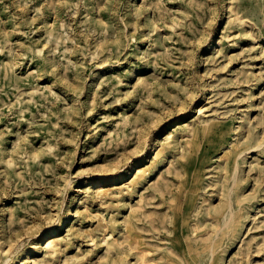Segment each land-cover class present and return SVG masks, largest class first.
Instances as JSON below:
<instances>
[{"label":"rangeland","instance_id":"1","mask_svg":"<svg viewBox=\"0 0 264 264\" xmlns=\"http://www.w3.org/2000/svg\"><path fill=\"white\" fill-rule=\"evenodd\" d=\"M168 133L172 149L157 154ZM189 147L186 183L200 194L176 217L181 239L192 216L208 218L214 264H264V0H0L6 264L133 263L125 219L140 203L170 216L159 188L178 183ZM102 177L116 178L108 195L88 188ZM229 196L235 218L219 227L211 214ZM141 232L135 244L167 247L156 228Z\"/></svg>","mask_w":264,"mask_h":264},{"label":"bare ground","instance_id":"2","mask_svg":"<svg viewBox=\"0 0 264 264\" xmlns=\"http://www.w3.org/2000/svg\"><path fill=\"white\" fill-rule=\"evenodd\" d=\"M199 113H202L201 108H199ZM200 124L201 122L194 127L195 131H198L200 127L204 126L203 124ZM195 131H192L191 134L194 135ZM164 138L166 141L164 145L158 149L157 154L166 153L167 149H170L169 147L175 136L168 133ZM192 151L193 149L189 147L187 153H183L180 157V166L177 173V177L179 178L178 183L174 185L170 184L165 188H159L162 200L166 202L167 199L165 215L170 216H160L159 218L152 217L147 214L146 210H142L144 206L142 203L135 208H131V213L125 219V229L127 235L129 234L130 239L129 246H127L125 251L135 249V261L133 263H128V261L126 262L125 259H123L120 260L119 264H214L216 261L214 257V240L219 233V229H213L212 232H210V230H202V226H209L210 222L208 218H201L194 215L192 216L193 224L190 223L187 229L188 232L191 233V236L188 239L182 240L180 237L181 229L176 220V217L180 212L184 210L192 212L200 194V187L198 186L196 178L193 179L191 177L193 179L191 185L186 183L187 174L189 172L188 166L193 153ZM156 167L157 166H155V168ZM148 172L149 168H140L137 175L132 180L125 183L126 189H128L129 192L137 191L138 187H140L146 180ZM183 175H186V177H183ZM90 183L91 184L88 188L93 187L94 189H97V193L108 195L111 191L106 186L116 184V178L102 177L99 180H92ZM134 186L136 188L133 189L132 187ZM220 210L221 213L218 215H214V213L211 214V220L216 219L217 221L213 222L219 225L220 216H223L225 224H232L236 212L234 210V203L231 196L227 199L226 205ZM71 216L72 213H69V215L62 220L60 226L61 229L66 228L68 224L72 222ZM148 217L150 219H148ZM149 228H156L158 236L164 237V239L168 241L164 243L167 247L160 250L156 247L150 248L143 240L142 244L140 242L138 244L133 242L135 232H138L139 236H141V231ZM56 233H58L57 230ZM112 234L111 230L105 231L103 238L110 245L118 244L119 242L117 238L113 239V241L109 240L110 237L113 236ZM43 240L47 246V253L56 255L60 251V242L52 238V235L49 233H46L43 236ZM206 251H209V253L206 254ZM30 252L31 250L28 251L26 260L29 258ZM0 256L5 257L4 260L0 261V264H6L13 258L9 255L8 250L4 249H0ZM43 260L44 259L34 260L33 264H40ZM206 260H208L207 263H205Z\"/></svg>","mask_w":264,"mask_h":264}]
</instances>
